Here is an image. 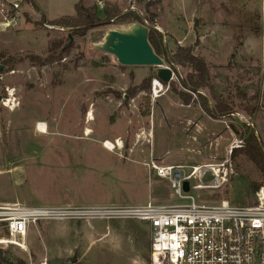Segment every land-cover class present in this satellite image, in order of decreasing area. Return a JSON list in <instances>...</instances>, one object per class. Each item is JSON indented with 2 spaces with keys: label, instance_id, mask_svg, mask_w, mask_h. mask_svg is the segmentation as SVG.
Listing matches in <instances>:
<instances>
[{
  "label": "rangeland",
  "instance_id": "1",
  "mask_svg": "<svg viewBox=\"0 0 264 264\" xmlns=\"http://www.w3.org/2000/svg\"><path fill=\"white\" fill-rule=\"evenodd\" d=\"M78 1L0 0V205L185 202L152 161L201 167L189 191L199 203L256 204L264 172L243 151L251 133L264 151L263 0H83L105 22L68 45L72 28L49 21L74 15ZM133 23L150 29L173 71L158 93L157 66L123 65L97 47ZM184 49L205 64L198 89L194 68L176 59ZM221 102L233 111H206ZM213 169L227 173L219 186ZM0 249L17 264H150L151 231L129 219L41 220L25 249Z\"/></svg>",
  "mask_w": 264,
  "mask_h": 264
},
{
  "label": "built area",
  "instance_id": "2",
  "mask_svg": "<svg viewBox=\"0 0 264 264\" xmlns=\"http://www.w3.org/2000/svg\"><path fill=\"white\" fill-rule=\"evenodd\" d=\"M97 3L102 6L103 0ZM13 6L19 8L20 2ZM261 62L264 72V32ZM150 168L185 202L75 208L0 205V225L8 232L0 244L25 249L30 226L41 220L129 219L150 228V264H264V185L257 191L254 205L202 204L184 189L186 181L203 175L198 166L152 161ZM219 171H213L217 177L213 186L227 179V173L221 176Z\"/></svg>",
  "mask_w": 264,
  "mask_h": 264
},
{
  "label": "trees",
  "instance_id": "3",
  "mask_svg": "<svg viewBox=\"0 0 264 264\" xmlns=\"http://www.w3.org/2000/svg\"><path fill=\"white\" fill-rule=\"evenodd\" d=\"M31 1V0H28ZM75 14L74 15H63L57 19H54L52 21H49V23L62 26V27H70L72 28L73 32L72 35H69L67 37V41L70 43L68 45L72 44L73 37L75 35H84L86 31H88L91 28H95L103 24L105 21L98 15L97 7L96 6H86L83 3V0H79L75 4ZM105 15L107 17H110L111 14L107 11L105 12ZM64 39H56L50 43V49L49 51H52L54 48H57L62 45ZM149 41L154 48L155 52L158 55H161L160 49L158 47V43L156 41V38L154 35L149 32ZM53 52V51H52ZM55 56L51 53L49 55L50 59H53ZM176 59L181 65H187L190 64L193 68L196 74L189 75L188 76V83L189 85L194 88L198 89L200 86V83L198 79H201L203 77V70L205 69V64L202 60L199 58L194 57L189 49L180 50L179 53L176 54ZM45 62V59L42 60ZM157 77V75H156ZM190 77V78H189ZM167 84V83H163ZM182 100L185 102V104H189L190 98L187 96V98L184 95H181ZM206 111L213 117H220L230 114L233 111V107L229 105L228 103H218L213 109L210 107H205ZM149 109L144 114L149 115ZM245 136V135H244ZM246 148L244 149V153L253 161L256 163V165L259 167V169L264 172V151L262 150L260 144L258 143L255 135L251 133L249 137L246 139ZM11 261L8 257L7 251L0 249V264H4ZM150 261V258H149Z\"/></svg>",
  "mask_w": 264,
  "mask_h": 264
},
{
  "label": "water",
  "instance_id": "4",
  "mask_svg": "<svg viewBox=\"0 0 264 264\" xmlns=\"http://www.w3.org/2000/svg\"><path fill=\"white\" fill-rule=\"evenodd\" d=\"M150 29L142 23H133L127 28L111 29L98 49L114 55L119 63L129 66H157V79L169 83L173 79V71L165 66L164 59L158 55L149 41ZM2 67L0 68V70ZM186 192L190 191V183L184 184ZM8 264H17L9 261Z\"/></svg>",
  "mask_w": 264,
  "mask_h": 264
},
{
  "label": "bare ground",
  "instance_id": "5",
  "mask_svg": "<svg viewBox=\"0 0 264 264\" xmlns=\"http://www.w3.org/2000/svg\"><path fill=\"white\" fill-rule=\"evenodd\" d=\"M158 88H162V84L160 83V81H158V80H155V83H154V89H155V92L156 93H158L160 90L158 89ZM93 118V114L91 113V114H89V119H92ZM38 131H40L41 133H47V129H46V127H45V125L44 124H40L39 125V127H38ZM90 132V130H87V133H89ZM105 146L107 147V148H114V146H113V144L110 142V141H107L106 143H105ZM201 167H198V169H200ZM214 171H217L218 172V170L217 169H213ZM223 202H225V204H227L228 202L227 201H223Z\"/></svg>",
  "mask_w": 264,
  "mask_h": 264
},
{
  "label": "crops",
  "instance_id": "6",
  "mask_svg": "<svg viewBox=\"0 0 264 264\" xmlns=\"http://www.w3.org/2000/svg\"><path fill=\"white\" fill-rule=\"evenodd\" d=\"M49 19V18H48Z\"/></svg>",
  "mask_w": 264,
  "mask_h": 264
}]
</instances>
